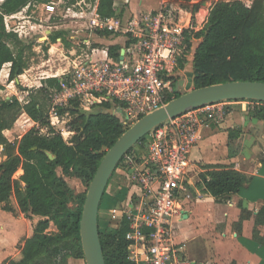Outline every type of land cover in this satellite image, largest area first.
<instances>
[{
	"label": "trees",
	"instance_id": "16d2710c",
	"mask_svg": "<svg viewBox=\"0 0 264 264\" xmlns=\"http://www.w3.org/2000/svg\"><path fill=\"white\" fill-rule=\"evenodd\" d=\"M166 1L190 7L194 14L204 0ZM28 3L29 0H4L0 5V70L4 64H11L9 82L23 73L25 65L23 49L17 53L14 51L19 43L16 35L6 33L4 16L19 12ZM112 6V0H99L98 14L103 18L113 16ZM190 35L189 38L199 41L193 56V89L238 81L264 83V0H253L249 8L240 0L214 2L208 9L203 27L191 31ZM61 36L62 32H53L49 41L55 43ZM10 43L14 44L13 49ZM190 45V42H186L185 55ZM119 50V46H112L108 54L118 59ZM45 84L30 94L26 105H21L14 97L9 101H0V146L6 156L0 162L1 210L14 216L16 211L11 205V199H14L21 214L40 218L32 236L20 246L19 258L5 264H66L68 258L84 261L79 219L85 193L74 196L63 177L73 175L88 187L106 151L126 130L114 115L105 112L85 114L78 101H70L58 109V114L67 116L68 128L74 133L71 142H65L54 131L50 135H41L35 129L17 141L9 142L3 131L13 126L21 112L41 126L48 124L47 95L50 89H58L59 79H47ZM173 94L174 97L168 96L166 102L180 96L174 92V88ZM255 103L257 105L249 113L252 118L264 121V103ZM102 106L110 109L107 103ZM237 136L236 132L229 133V139ZM146 138L135 146L141 145L145 149ZM133 148L128 153H132ZM47 154L53 159H49ZM57 169H60L62 176L57 174ZM202 169L200 181L205 192L214 199L238 194L248 182L245 175L231 166L205 165ZM16 173L21 174L15 177ZM71 200H75L76 207H69ZM262 223L264 208L255 218V225ZM51 227L54 232H48ZM128 227L125 215L120 227L114 230L106 228L102 231L98 221L105 264H133L128 257L129 243L125 239ZM143 233L147 234L149 230L144 229Z\"/></svg>",
	"mask_w": 264,
	"mask_h": 264
},
{
	"label": "crops",
	"instance_id": "0c3cea01",
	"mask_svg": "<svg viewBox=\"0 0 264 264\" xmlns=\"http://www.w3.org/2000/svg\"><path fill=\"white\" fill-rule=\"evenodd\" d=\"M89 1L29 0V3L19 12L5 15L4 26L6 33L16 35V39L19 41L15 48L12 46L14 45L13 43H10L9 46L11 49L14 48L15 53L19 49H23L25 67L21 75L13 82H9L11 64H4L0 70V86L14 89L15 87L18 88L19 84H23L22 82H27L29 85H23L24 88H33L35 86L33 90H37L46 85L45 81L47 79L57 78L59 82L64 80L72 71L76 60L83 54L91 56L95 60H104L110 57L108 51L112 46H119V52H121L126 44L124 37L90 29L94 16H101L98 14L99 0H93L91 3ZM54 2L60 8L59 16L63 20L67 18L82 20L85 18L87 28L92 30L90 35H87V37L84 35L85 37L80 39L78 38L79 33L72 32L69 35L67 30L55 27V31H44V33L48 32V35H45L40 43L32 39L23 41L28 36L24 30L25 24H28L30 30H38L43 26L30 23L27 19L22 22L24 25H21L22 23H20L18 16L22 12H29L31 7H35V4L38 3L41 11L49 16L48 18L50 19V15L55 14L57 10ZM112 2L114 14L111 17L124 23L132 17L154 13L163 3V0H112ZM47 6H52L53 10L48 11L46 9ZM175 8L185 17V12L179 5H176ZM21 19L24 20V18ZM53 32H62V36L57 38L55 43L49 41V36ZM91 35H94L96 40L90 41ZM65 45L66 48L68 47L67 51L70 55L68 62H66L67 68H60L55 73L49 74L43 67L49 65L54 56L59 57L62 55ZM75 45L82 47V49H76ZM80 50H83L82 52L84 53L79 54L78 51ZM40 55L45 57L41 61V66H39L42 75L36 81L30 80L27 75L32 71V62ZM2 90H0V93ZM31 92V90L23 89L19 95L15 93L12 96L0 97V101H9L14 97L21 105H26ZM236 104L238 103L234 101L230 106ZM228 108L222 121L217 124L203 126L199 130L197 143L190 152L191 173L185 177L176 200L180 215L173 218L169 223V241L175 247L181 249V255L188 264H264V223L255 225V218L258 212L264 208V127L261 128L262 122L252 117L251 119L248 118L250 113L249 110L246 111L245 107L241 113L234 112L230 115ZM48 115L49 111L47 117ZM47 121L48 124L46 126H41L39 123L33 122L24 112H21L13 126L9 130L3 131V135L9 142L19 140L31 129H35L38 132L41 131L45 135H50L51 131L60 133L63 137L66 134L69 139L74 135L73 132L69 131L68 120L64 119V115L58 119L49 116ZM257 127L261 128L262 131L253 141L257 143L256 145L251 147L243 146L240 153H230L229 146L239 141L240 131L247 132L251 130L252 135H254ZM232 132L237 133V138L229 139V133ZM67 138L64 137L66 142H68ZM142 151L141 145H137L130 154H133L140 163L144 159V156L140 153ZM0 154L3 158L6 157L1 146ZM205 165L231 166L234 170L245 175L248 182L243 186L240 193L214 199L205 192L199 178V175L203 172L202 167ZM128 173L124 165L121 164L110 179L99 207L98 221L100 229L101 225L104 230L106 228H113V230L116 228V224L112 226L109 222L112 215H118L114 196L120 188L124 187L130 190L139 203V197L143 193L142 188L130 184L123 186L120 183L125 178L127 180ZM145 200H148V198ZM137 207L138 204L131 206L130 211L126 212L125 215L129 222V232L132 230L130 228V219L135 216ZM6 213L0 212V220L9 217L10 213ZM101 215L107 217L108 222L102 221ZM12 219L11 221H13ZM0 229L5 233L4 236H0V263H2L12 254V247L6 251H4V248L16 245L18 237L24 232L22 230H10L8 227L5 228V226L1 225ZM254 231L256 232L253 235ZM126 241L129 243L127 247L129 259L133 258L134 254L140 255V259L145 258V244L141 240L126 239ZM18 253L20 254V251ZM10 260L4 261L3 264Z\"/></svg>",
	"mask_w": 264,
	"mask_h": 264
},
{
	"label": "built area",
	"instance_id": "2783aa9c",
	"mask_svg": "<svg viewBox=\"0 0 264 264\" xmlns=\"http://www.w3.org/2000/svg\"><path fill=\"white\" fill-rule=\"evenodd\" d=\"M231 1L235 0H215ZM176 5L163 0L154 13L132 17L124 23L95 15L90 29L124 37L122 59L119 52L118 59L95 60L85 56L76 60L58 89L48 91V118L58 119V109L70 101H78L81 109L105 102L111 105L113 115L122 125L124 120L136 122L163 107L173 92L174 65L184 55L190 32L194 31L190 15L185 11V17L181 15ZM46 9L52 11L53 7ZM232 102L206 105L153 129L146 136L148 153L140 163L133 154L123 157L121 164L129 172L126 182L143 190L126 239L141 240L145 244V258L132 253L133 264H188L181 249L169 241V223L180 215L176 200L185 177L191 173L190 152L197 143L199 130L222 121ZM144 229L149 233L144 234Z\"/></svg>",
	"mask_w": 264,
	"mask_h": 264
},
{
	"label": "rangeland",
	"instance_id": "374dc122",
	"mask_svg": "<svg viewBox=\"0 0 264 264\" xmlns=\"http://www.w3.org/2000/svg\"><path fill=\"white\" fill-rule=\"evenodd\" d=\"M4 0H0V5L3 3ZM244 5H249L251 6L252 1L253 0H242ZM93 2V0H90L89 3ZM215 2V0H204L203 3L200 5L198 11L194 14H192V8L188 7H184V5H181V9L184 10L188 15H190V23L192 25V29L194 31H198L200 30L205 21H206V17H207V13H208V9L209 7ZM56 7V13L53 15H50V19L48 18L49 16H47L43 11H41V7L37 4H35V7H31V10L27 13L22 12L18 17H19V21L20 23L26 21V19L28 21H30V23H36V24H41L43 27L38 29V30H30L28 24H25V33L27 36V38L23 41H29V40H35L37 41V43H40L41 41H43V38L45 37V35H48V32L44 33V31H55L56 28H61V29H65L68 31L69 35H71L72 32H76L79 33L78 38L82 39L84 38L86 35H90L91 31L89 28H87L86 24H85V18L82 20H79L78 18L76 19H72V18H67L64 19L61 18L59 16L60 13V8L58 7V5L56 4V2H54ZM88 3V4H89ZM189 5H192V3H190ZM206 15V16H205ZM189 17V16H187ZM21 18H24L21 19ZM61 18V19H60ZM59 19V21H58ZM61 21V22H60ZM61 23V24H59ZM21 25H24L23 23ZM16 26H18V24H16ZM51 30H50V28ZM56 27V28H55ZM23 30V31H24ZM64 30V31H65ZM91 39H89L90 41H93V39L95 38L94 35H91L90 37ZM96 40V39H94ZM191 41V42H190ZM78 42V41H77ZM191 43L190 45V50H188V53L185 55H182L181 57H179L177 59L176 64L174 65L172 74H173V78H172V85L174 88V92L177 94H185L187 92L185 85L187 82V75L186 73H191L193 75V56H194V52H195V48L198 45L197 40L195 39H189V41ZM92 43V42H91ZM76 49H82V47L80 46H76ZM80 47V48H79ZM68 48V47H67ZM66 45L64 46V50H63V54L60 55L59 57L54 56L52 61L50 62L49 65H46L43 67V69L45 71H48L49 74L51 73H55V71L59 70L60 68H67V63L68 62V58L70 57L68 51H67ZM83 51V50H82ZM81 50L78 51V53H84ZM66 57V59H64ZM80 60H83L85 58V55H81ZM45 59V57L43 55H40L34 62H32L31 68L32 71H30L28 73V78L30 80H38L39 77L42 75L41 73V68H39V66H41V61ZM23 84H19L18 88L15 87L14 89L11 88H6L4 87L2 92L0 93V97L4 98L7 96H12L15 93H17V95H19L21 93V90L26 89V90H31V93H34L35 90H33V88H35V86H33V88H24L23 85H29L27 82H22ZM180 83H183L182 85H180ZM170 97H174V94L172 92V94L169 95ZM241 102V103H239ZM105 102H102L100 104H94V105H88V109H82V111H84L85 114H95L98 112H105V113H109L111 115H113V110L112 107H110V109L106 110L103 108V104ZM236 105H232V106H228V110H229V115L231 113H241V111L244 110V107L248 110H252L257 103L255 102H249V101H236ZM47 106H48V111L50 110V101H49V95H47ZM111 106V105H110ZM252 115L251 113L248 114V118L251 119ZM64 119H67V116L64 115ZM124 120V119H123ZM135 121L130 120V122H127L124 120V128L127 129L128 127L131 126V124H133ZM259 122H262V127H264V121L263 120H259ZM257 127L255 128L256 133L254 135H252V131L248 130L247 132H239V141L235 144H230L229 146V151L234 152V153H240L243 146H253L256 145V142H253L255 140V138H257L256 136L261 133L262 129ZM239 131V130H238ZM243 135V136H242ZM64 137L67 138V135L64 134ZM64 137L62 136V138L64 139ZM73 137V136H72ZM72 137L69 139L67 138L68 142H71ZM242 137V138H240ZM17 141V140H16ZM64 141L66 142V140L64 139ZM136 149V148H135ZM138 153V152H137ZM141 155H143L144 157H146V154L148 153L147 148L143 149L142 152H140ZM4 160V158L2 157V155L0 154V162ZM201 168V166H200ZM20 171V170H19ZM115 173V172H114ZM21 174V173H20ZM20 174L16 173L15 177H18ZM57 174L59 176H62V173L60 171V169H57ZM67 186L71 189L72 193L74 196L79 195V194H86L87 191V184L80 181L78 178L74 177L73 175L69 176V177H63ZM116 181V179H115ZM126 181V178L125 180ZM121 181V185H127L128 183ZM114 183V182H113ZM115 199V208H116V212L118 213L117 216L112 215L110 218V222L109 224L112 226H115L116 224V228L120 227V221L123 218L124 215H126V212L130 211L131 206H136L138 204V199L136 198L135 195H133L130 190L123 188H120V190L115 194L114 196ZM11 205L14 207L16 214L13 216L12 214H9V217H5L3 219L0 220V225L1 226H5L8 227V229L10 230H15V231H23L24 233L21 234L18 237V242L16 245H12L10 247H5L4 251L11 249L12 254L6 259V260H16L19 258V251H20V246H22L23 241L25 239H27L28 237L31 236L33 229L36 225V223L40 220L39 217H34V216H25L24 214H21L18 211V208L16 206L15 200L11 199ZM69 207H76V202L75 200H71V202L69 203ZM1 207H0V212H1ZM4 212V211H3ZM115 212V214H116ZM7 214V213H6ZM115 216V217H114ZM13 218V219H12ZM11 219L13 221H11ZM101 220L102 221H107L108 222V218L105 216L101 215ZM100 228V226H99ZM113 230V228H111ZM101 230L103 231L104 228L101 225ZM54 228L51 227L48 232H54ZM13 233V232H12ZM5 233L3 232V230L0 229V236H4ZM14 235V234H11ZM15 246V247H13ZM4 260V261H6ZM4 261L0 264H3ZM66 264H85V261L82 260H78V259H73V258H68L66 261Z\"/></svg>",
	"mask_w": 264,
	"mask_h": 264
},
{
	"label": "water",
	"instance_id": "95a60500",
	"mask_svg": "<svg viewBox=\"0 0 264 264\" xmlns=\"http://www.w3.org/2000/svg\"><path fill=\"white\" fill-rule=\"evenodd\" d=\"M123 50L120 52L122 59ZM187 92L141 117L116 140L101 159L90 181L79 219V238L85 264H105L99 239L98 211L112 173L123 157L153 129L184 113L224 101H255L264 103V83L227 82L198 89L192 87V74L186 73ZM17 82V81H16ZM183 83H180L182 85ZM49 159H53L47 154Z\"/></svg>",
	"mask_w": 264,
	"mask_h": 264
},
{
	"label": "bare ground",
	"instance_id": "6f19581e",
	"mask_svg": "<svg viewBox=\"0 0 264 264\" xmlns=\"http://www.w3.org/2000/svg\"><path fill=\"white\" fill-rule=\"evenodd\" d=\"M206 16V15H205ZM2 74V73H1Z\"/></svg>",
	"mask_w": 264,
	"mask_h": 264
}]
</instances>
